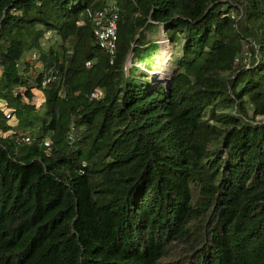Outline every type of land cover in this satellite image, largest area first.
I'll use <instances>...</instances> for the list:
<instances>
[{"label": "trees", "instance_id": "1", "mask_svg": "<svg viewBox=\"0 0 264 264\" xmlns=\"http://www.w3.org/2000/svg\"><path fill=\"white\" fill-rule=\"evenodd\" d=\"M0 264H264V0H0Z\"/></svg>", "mask_w": 264, "mask_h": 264}, {"label": "rangeland", "instance_id": "2", "mask_svg": "<svg viewBox=\"0 0 264 264\" xmlns=\"http://www.w3.org/2000/svg\"><path fill=\"white\" fill-rule=\"evenodd\" d=\"M235 3L236 2H234V1L232 3L234 5V7H235ZM231 16H232V18H234L237 21L240 18L239 16L237 17V14L235 12H233L231 14ZM147 38H148V36H147ZM153 39L156 41V43H158L159 50L156 53V55L153 57V61L150 65V68L149 69L144 68L143 65H140L139 63H136L135 65H136V67L139 68V71H138L139 74H143L145 77H147V80L151 86H154L155 83L167 86V84L171 81L172 75H173V72H172V55L180 56V54L175 52L176 47H173L170 45V43L165 38V36L162 32L154 35ZM247 52H248V49L246 46H244V53L247 54ZM31 53L28 52V55ZM36 56H38V55L36 54ZM131 60H133V58H132V55L129 54L128 58L125 62V68L126 69L131 66ZM246 62H249V60L247 59ZM246 62L244 64H247ZM133 63H135V60L133 61ZM241 63H243V61ZM244 68L247 69V65H246V67L244 66ZM41 69H42V67H39V66L35 67L36 72H40ZM35 92L37 93V91H35ZM259 118H261V117H259ZM6 122H7L6 125L9 127L15 126V120H10V121L7 120ZM46 142H48V141L47 140L45 141V145H47Z\"/></svg>", "mask_w": 264, "mask_h": 264}, {"label": "built area", "instance_id": "3", "mask_svg": "<svg viewBox=\"0 0 264 264\" xmlns=\"http://www.w3.org/2000/svg\"><path fill=\"white\" fill-rule=\"evenodd\" d=\"M92 23H93L92 32L97 45L101 50H104L109 55H113L116 51V43H117V33H116L117 8H115L114 6H108V9L97 12ZM78 24L81 25L82 22H79ZM28 59L33 64L34 69L35 67L39 66V63L36 61L37 56L35 53L30 54ZM235 62L237 63L238 60L236 59ZM245 62L246 59L243 60V63ZM86 66H90V63H86ZM101 95L102 93L96 90L95 93L92 94V98H97V97L99 98L101 97ZM4 111H5L4 113H5L6 121L14 120V115L9 110L5 109ZM24 141L29 142V137H26ZM46 143L47 145H49V141Z\"/></svg>", "mask_w": 264, "mask_h": 264}, {"label": "clouds", "instance_id": "4", "mask_svg": "<svg viewBox=\"0 0 264 264\" xmlns=\"http://www.w3.org/2000/svg\"><path fill=\"white\" fill-rule=\"evenodd\" d=\"M31 54H32V53H31ZM29 55H30V54H29ZM29 55H28V56H29ZM38 63H39V62H38ZM39 67H41V64H40V63H39Z\"/></svg>", "mask_w": 264, "mask_h": 264}]
</instances>
